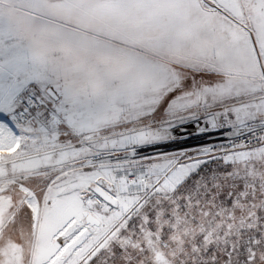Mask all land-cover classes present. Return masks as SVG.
I'll use <instances>...</instances> for the list:
<instances>
[{
	"label": "snow or ice",
	"instance_id": "snow-or-ice-1",
	"mask_svg": "<svg viewBox=\"0 0 264 264\" xmlns=\"http://www.w3.org/2000/svg\"><path fill=\"white\" fill-rule=\"evenodd\" d=\"M0 264H264V0H0Z\"/></svg>",
	"mask_w": 264,
	"mask_h": 264
}]
</instances>
